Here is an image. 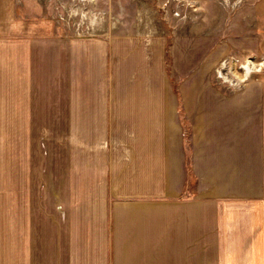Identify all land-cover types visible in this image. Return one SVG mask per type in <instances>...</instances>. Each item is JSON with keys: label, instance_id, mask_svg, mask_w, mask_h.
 Segmentation results:
<instances>
[{"label": "rangeland", "instance_id": "1", "mask_svg": "<svg viewBox=\"0 0 264 264\" xmlns=\"http://www.w3.org/2000/svg\"><path fill=\"white\" fill-rule=\"evenodd\" d=\"M167 84L264 106V0H0V264L113 252L102 206Z\"/></svg>", "mask_w": 264, "mask_h": 264}, {"label": "crops", "instance_id": "2", "mask_svg": "<svg viewBox=\"0 0 264 264\" xmlns=\"http://www.w3.org/2000/svg\"><path fill=\"white\" fill-rule=\"evenodd\" d=\"M168 87L164 105H145L141 119L154 117L157 126L138 147L142 151L137 141L127 147L129 166L117 169L111 192L116 198L102 206L113 252L82 253L81 262L264 261L262 97L246 91L187 92L183 85L175 93ZM86 117H92L88 110ZM118 159L123 164L125 152Z\"/></svg>", "mask_w": 264, "mask_h": 264}]
</instances>
